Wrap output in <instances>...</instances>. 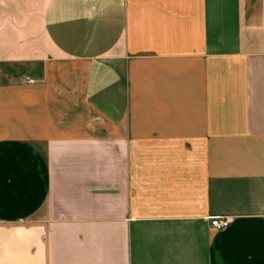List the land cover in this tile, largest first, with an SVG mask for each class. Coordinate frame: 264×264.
I'll return each instance as SVG.
<instances>
[{"label": "crops", "instance_id": "obj_1", "mask_svg": "<svg viewBox=\"0 0 264 264\" xmlns=\"http://www.w3.org/2000/svg\"><path fill=\"white\" fill-rule=\"evenodd\" d=\"M0 264H264V0H0Z\"/></svg>", "mask_w": 264, "mask_h": 264}, {"label": "built area", "instance_id": "obj_2", "mask_svg": "<svg viewBox=\"0 0 264 264\" xmlns=\"http://www.w3.org/2000/svg\"><path fill=\"white\" fill-rule=\"evenodd\" d=\"M230 223V219L228 218H213L211 219V225L216 230H221L227 227Z\"/></svg>", "mask_w": 264, "mask_h": 264}]
</instances>
